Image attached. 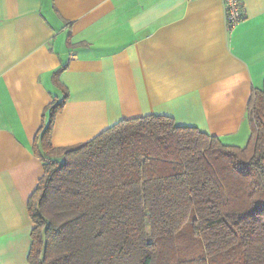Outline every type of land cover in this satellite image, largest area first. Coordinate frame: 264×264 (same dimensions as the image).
<instances>
[{"label": "crops", "instance_id": "0c3cea01", "mask_svg": "<svg viewBox=\"0 0 264 264\" xmlns=\"http://www.w3.org/2000/svg\"><path fill=\"white\" fill-rule=\"evenodd\" d=\"M243 5L231 30L221 0H0V264H29L27 202L44 173L36 138L66 94L57 148L152 114L249 142L264 0Z\"/></svg>", "mask_w": 264, "mask_h": 264}, {"label": "trees", "instance_id": "16d2710c", "mask_svg": "<svg viewBox=\"0 0 264 264\" xmlns=\"http://www.w3.org/2000/svg\"><path fill=\"white\" fill-rule=\"evenodd\" d=\"M252 93L244 147L152 114L57 148L67 94L54 101L36 138L29 264H264V87ZM188 224L201 255L178 247Z\"/></svg>", "mask_w": 264, "mask_h": 264}, {"label": "rangeland", "instance_id": "374dc122", "mask_svg": "<svg viewBox=\"0 0 264 264\" xmlns=\"http://www.w3.org/2000/svg\"><path fill=\"white\" fill-rule=\"evenodd\" d=\"M225 140H228V139H225ZM247 144L248 142L244 143L245 146ZM190 226L191 225L188 224L180 231V234H179L180 239H179L178 247H180L183 256H186L184 253L185 251H187V253H190V254L192 253L193 256L201 255L204 251L203 246H202L203 244L200 239L194 236L195 234L192 233Z\"/></svg>", "mask_w": 264, "mask_h": 264}, {"label": "built area", "instance_id": "2783aa9c", "mask_svg": "<svg viewBox=\"0 0 264 264\" xmlns=\"http://www.w3.org/2000/svg\"><path fill=\"white\" fill-rule=\"evenodd\" d=\"M225 6L226 21L229 29L236 27L245 19L243 0H221Z\"/></svg>", "mask_w": 264, "mask_h": 264}]
</instances>
